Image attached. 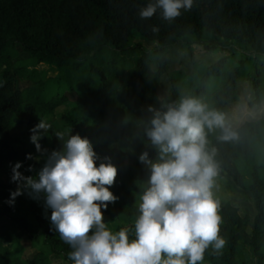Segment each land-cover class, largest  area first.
Instances as JSON below:
<instances>
[{
	"label": "trees",
	"instance_id": "obj_1",
	"mask_svg": "<svg viewBox=\"0 0 264 264\" xmlns=\"http://www.w3.org/2000/svg\"><path fill=\"white\" fill-rule=\"evenodd\" d=\"M149 3L155 0H0V217L10 220L32 247L39 240L43 247L21 258L0 245V264H52L47 250L72 262L71 246L54 229L52 209L47 208L44 194L36 195L25 188L13 203L11 193L17 188L3 178L13 174L18 162L25 177H36L47 155L63 150V141L55 132L88 138L99 157L97 166L111 162L118 168V199L111 213L134 221L139 197L150 177L139 156L145 151L153 161L158 156L145 132L153 116L149 106L160 109L162 104L184 96L197 97L225 113L229 121L242 79L250 83L253 93L248 106L263 101L264 0H193L190 10L182 9L171 21L163 18L160 9L150 19H141L139 12ZM134 36L153 41L158 47L146 50L141 43L130 45ZM211 40L232 42L261 57L239 59L228 68V58L221 57L200 69L193 48L213 49L207 43ZM177 43L192 56L194 70L189 74L167 69L168 53ZM16 45L35 62L55 66L60 71L58 80L75 95L74 106L48 122L51 129L40 141L47 153L33 148L31 129L69 99L66 93L47 98V83L37 69L12 68L6 52ZM152 63L157 66L154 71ZM162 75L170 89L159 98L157 87ZM18 78L29 85L20 87ZM210 78L219 80L214 90H209ZM20 126L26 129L24 141L12 133ZM233 127L239 132V140L220 141L217 130L208 133V147L216 149L220 171L237 187L249 191L255 215L251 228H247L246 215L230 203H220V234L227 243L219 253L210 247L203 264H263L264 172L256 156L260 148L264 151V113ZM241 158L252 161L245 171L238 166ZM30 167L35 172L29 171ZM133 226L134 222L117 225L112 231Z\"/></svg>",
	"mask_w": 264,
	"mask_h": 264
},
{
	"label": "clouds",
	"instance_id": "obj_2",
	"mask_svg": "<svg viewBox=\"0 0 264 264\" xmlns=\"http://www.w3.org/2000/svg\"><path fill=\"white\" fill-rule=\"evenodd\" d=\"M192 6L193 0H155L139 15L150 19L160 9L171 21ZM148 110L153 116L145 132L158 156L154 161L148 151L139 156L150 177L132 228L112 231L104 220L103 210L118 199L110 191L118 168L111 162L97 166L99 157L88 138L57 131L63 150L48 154L36 177H25L19 162L13 167L12 180L20 186L11 193V202L25 188L44 194L54 229L71 246L72 264H203L210 247L219 253L227 243L220 234L221 204L213 191L220 168L216 149L208 147V133L219 130L218 139L230 142L239 140V132L225 113L197 97ZM50 129L42 119L31 129L37 152H48L40 141Z\"/></svg>",
	"mask_w": 264,
	"mask_h": 264
},
{
	"label": "rangeland",
	"instance_id": "obj_3",
	"mask_svg": "<svg viewBox=\"0 0 264 264\" xmlns=\"http://www.w3.org/2000/svg\"><path fill=\"white\" fill-rule=\"evenodd\" d=\"M130 45L135 43H141V45L146 50H152L157 48V44L153 41H148L139 36H134L130 40ZM213 49H204L201 46H196L193 48V58L196 62V66H200V69L208 66L211 63L216 62L221 57H227L228 63L226 68L236 65L239 59L249 58L253 60H257L261 55H256L248 48H238L234 43L228 41H207ZM6 56L8 60L12 63L13 69H32L35 68L39 72L40 77L47 83L46 84V97L50 98L54 95H61L66 93L69 101L67 104L60 106L56 109V111L51 115H46L42 120H46L50 122L53 118L59 116L60 114L70 110L73 106V100L75 98L74 93H71L67 86L58 80L60 71L53 65L37 63L35 59L30 56L28 53L22 50L19 46L10 47L7 49ZM192 56H189L185 51H182L179 48V43H177L174 48H172L168 53V71L172 70H181L185 74H189L190 71L194 70V64L191 62ZM264 59V55L262 56ZM157 66L155 63L151 64V69L156 70ZM262 75L264 76V71H262ZM219 83L218 79L209 80V90H214ZM18 84L20 87H25L29 85V83L23 78H18ZM251 85L245 79H242L238 83V92L239 97L234 102L231 107V113L229 117V123L233 126L237 122L243 121L248 118H256L260 114L264 113V99L258 106L249 107L248 102L252 101L253 93L251 91ZM169 82L166 79L165 75H162L159 78V83L157 87V92L159 98L165 97L169 93ZM240 98V99H239ZM13 134L21 137L23 141L25 140L26 129L24 126H20L17 129L12 131ZM31 145L34 149H36L35 144L31 142ZM49 145V144H48ZM126 162H129L127 158H124ZM256 162L262 165V172H264V151L262 148L258 150L256 156ZM252 165V161L243 160L242 158L238 160V166L241 170L245 171L249 166ZM19 171L24 174L22 169ZM35 172L34 169H32ZM13 174L3 175V178L8 183H11L14 188L19 187V182H14L12 180ZM110 191L117 196V189L115 184L110 188ZM215 197L220 201V203H230L233 206L237 207L238 211L242 215H246L247 228H251L253 217L255 215V207L254 200L249 193V191L241 189L237 187L232 179L225 174L224 172L219 171V175L216 178L215 188L213 189ZM117 202V200H116ZM110 203L106 210H103L104 220L108 223V227L113 230L117 225H129L133 223V220L125 221L124 217H117L113 213H111L115 203ZM19 230L14 227V225L5 217H0V245L3 247H7L9 251L14 256H21V258H26L33 255L37 249H43L41 246V241L39 240L36 244V247H32L30 242L27 240L25 236H21ZM49 254L52 264H72L70 261H65L61 258V256H56L53 254ZM243 258L247 261V259L243 256ZM248 263V262H247ZM264 264V259H263Z\"/></svg>",
	"mask_w": 264,
	"mask_h": 264
}]
</instances>
